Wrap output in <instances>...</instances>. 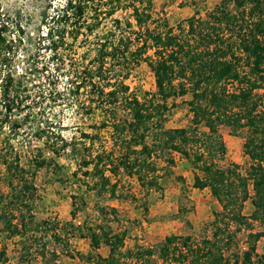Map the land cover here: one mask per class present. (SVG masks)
<instances>
[{"label": "trees", "instance_id": "1", "mask_svg": "<svg viewBox=\"0 0 264 264\" xmlns=\"http://www.w3.org/2000/svg\"><path fill=\"white\" fill-rule=\"evenodd\" d=\"M34 27L28 32L19 13L0 3V165L7 189L0 194V263L6 241L17 238L26 264L44 258L46 244L56 248L51 262L62 254L86 264H264L257 250L264 233V0H219L173 27L153 16L150 0H43ZM76 43L86 45L83 53L76 54ZM62 55L78 60L64 76ZM142 63L155 90L136 95L125 80ZM59 76L66 83L61 90L49 81ZM43 78L54 95L85 91L90 113L99 116L92 133L80 134L77 166L91 181L84 186L95 217L78 225L35 222L31 214L36 172L59 169L57 158L76 151L75 138L67 141L48 118L30 115V89ZM185 96L187 125L165 128V114ZM23 127L28 131L18 146ZM220 127L242 138L244 168L224 164ZM32 141L40 147L31 148ZM175 156L190 167L192 188L207 190L218 209L198 235L169 234L152 246L134 241L125 248L129 230L116 228L118 212L100 199H128L146 216ZM118 172L135 182V193L117 192ZM70 199L72 218L86 201L77 193ZM72 239L87 241L84 255L70 250ZM32 245L41 247L37 256L29 253Z\"/></svg>", "mask_w": 264, "mask_h": 264}, {"label": "rangeland", "instance_id": "2", "mask_svg": "<svg viewBox=\"0 0 264 264\" xmlns=\"http://www.w3.org/2000/svg\"><path fill=\"white\" fill-rule=\"evenodd\" d=\"M43 0H0L3 8L18 12L19 17L27 26V31L32 32L36 13ZM55 5L58 0H51ZM219 0H150L152 4L153 16L164 18L168 25L173 27L178 22L196 14L203 16L209 11ZM114 16H119L116 13ZM83 47L78 43L75 44L76 54L84 52ZM77 55L71 58H61L62 73L64 76L68 64L74 66L78 63ZM44 55H39L38 62H44ZM52 77L49 81L56 83L59 90L63 88L64 78L59 76L56 81ZM129 91L136 95L142 93L154 92V84L151 73L145 64H140L132 70L125 80ZM47 79L43 78L34 81L30 89L29 112L31 116L36 118H48L49 123L55 130H59L63 138L67 141L75 138L76 145L75 154L69 149L65 150L58 158L57 170L41 169L36 172L34 184L36 187L37 197L32 203L31 214L35 222L42 220H56L57 222H72L74 225L80 224L83 220L91 221L95 217L93 210L94 197L84 184L91 186V181L85 178L82 171L78 169V161L81 157L80 148H82V137L80 134H89L98 126V113H90L87 107V94L85 91H78L76 95L65 94L58 96L51 94L49 91ZM189 97L185 96L175 100V106L165 114V128H179L187 125L189 114L184 102ZM27 128L23 127L20 132L22 135L17 137L16 145L24 141ZM219 132L226 147V155L224 164H235L244 168L247 164V158L241 153L242 138L231 137L227 133L225 127H220ZM106 142V133H100V142ZM40 147L37 141L31 142V148ZM24 162V159H22ZM163 166L159 163V167ZM166 176L164 177L163 189L161 193H156L151 197L148 204V213L146 216L128 199L112 198L100 199V204L115 208L118 212L120 225L114 227H126L129 230L128 238L125 241V248H130L135 241L142 246H152L160 242L169 234H193L198 235L202 226L211 219V212L217 210L218 207L214 200L209 196L207 190L193 189L192 172L187 163L175 156L174 165L164 169ZM4 171L0 165V194L7 192L3 183ZM74 174V175H73ZM76 174V175H75ZM115 180L118 179L117 192L121 194H133L136 192V185L132 179L126 178L118 172ZM78 194L84 197L86 205L82 211H77L75 216H70V196ZM181 209L183 211L180 217H175L176 212ZM251 207L245 204L244 213H250ZM190 224L187 228L184 222ZM17 238H13L5 243V251L3 261L0 264H26L25 258L21 257L23 253L19 250ZM2 236H0V245ZM41 247L30 246L29 253L33 256L39 252ZM52 244H46L45 257H36L35 260L30 259V264H86L78 258H69L59 254L57 258L51 262L49 253L54 250ZM56 249V248H55ZM70 250L78 254L84 255L88 250L87 241L84 239H72L70 241ZM258 252L264 253V233L257 243ZM99 254L105 256L107 249L100 246ZM24 256V255H23Z\"/></svg>", "mask_w": 264, "mask_h": 264}, {"label": "crops", "instance_id": "3", "mask_svg": "<svg viewBox=\"0 0 264 264\" xmlns=\"http://www.w3.org/2000/svg\"><path fill=\"white\" fill-rule=\"evenodd\" d=\"M107 253V252H106ZM102 257H104V256H102Z\"/></svg>", "mask_w": 264, "mask_h": 264}]
</instances>
